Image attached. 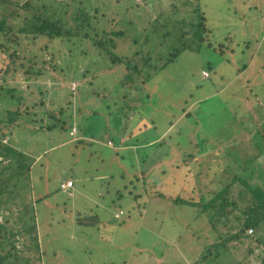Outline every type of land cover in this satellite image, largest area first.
I'll return each mask as SVG.
<instances>
[{
	"label": "rangeland",
	"instance_id": "374dc122",
	"mask_svg": "<svg viewBox=\"0 0 264 264\" xmlns=\"http://www.w3.org/2000/svg\"><path fill=\"white\" fill-rule=\"evenodd\" d=\"M18 1L24 3L26 0ZM173 1L176 3L175 0L94 1L99 8L96 20L99 21L101 17L99 27L106 26L111 32L124 31L125 35H113V41L109 44L112 53L121 59L118 63L113 61L114 55L99 53V49L88 39L72 37L51 41L43 37H20L18 50L26 56L17 62L27 68L32 67L27 81L23 79L25 69L21 68L18 76L22 94L27 97L29 105L45 103L50 111L67 107V111L69 109L79 122L78 126L82 127L81 131L88 127L84 136L86 143L81 145L69 139L67 131L62 135L57 131L31 134L22 128H12L17 139L15 143L12 138L13 145L35 158L33 172L43 176L44 189L30 197L33 200L44 198L42 205L60 212L51 219L38 221L37 236L41 252L48 250L43 253V264H61L62 258L65 264H162L178 261L174 251L165 252L160 238L170 242L172 249L178 253L182 252L181 264H193L204 255L203 250L207 246L238 230L233 224V228L225 224L227 216L219 214L218 221L210 220L205 214L195 215L196 207L179 205L176 211V204L173 212L177 215L180 212L181 216L173 217L177 219V226L171 227L172 224L168 223L169 229L166 230L167 225L162 227L155 224L161 218H153V213L160 204L165 210L169 207L170 211V203L167 206L164 202L163 205L159 200H153L148 205L146 211L149 219H146V215L139 216L134 209L124 214L122 210H117L115 216L121 213L118 220L126 218V224L116 228L112 214L116 208L110 206V199H107L109 190L114 188L113 180L124 171L123 178L133 173L135 169L131 165L136 163L139 150L151 151L149 146L136 150V143L130 146L132 150L120 146L127 141L119 123L123 119L120 107L125 103L130 108H137L138 112L132 110L134 114L142 112L144 118L141 122L148 124L146 129L133 132L135 142L151 144L169 133L166 140L172 145L170 155L154 165L152 173L158 178L159 186H163L166 183L164 179L183 163H189L191 170L192 166L197 168H194L196 173L190 177L192 181L189 185L197 184V189L202 192L209 189L204 187V179L211 176L219 180L225 169H231L250 184L264 188V125L259 120L264 113L255 107L258 102L259 109L264 110V13L260 11L264 8L247 11L240 0H199L206 10L209 24L213 26L214 40L217 41L215 49L208 46L201 52L184 51L175 60L164 63L167 55H171L172 41L176 39H163L157 35L151 29L152 21L160 12L174 19L197 20L193 13L183 8L169 7ZM178 1L177 4L180 1L188 2ZM253 1L261 4L263 0ZM193 3L196 4V1ZM7 7L6 10L0 3V18L8 11L25 12L21 6L14 4ZM93 9L91 12H96ZM230 32H236L238 39H246L250 43L243 59L248 64L243 70V64L237 63L238 57L232 44L230 47L226 45L230 41H223V36ZM137 35H141L139 42L135 41ZM221 43L225 45L223 48L220 47ZM222 50H225V54ZM8 54L9 51L5 53L0 49V62L3 59L7 61ZM251 54L253 57L248 60ZM148 56H152L153 60L149 66L141 63ZM124 63L131 66L126 67ZM135 65L142 74L136 73ZM37 71L40 73L36 74ZM127 72L133 80L127 77ZM147 73H153L148 84L143 82ZM141 96L143 99L139 102ZM2 109L0 118L4 117ZM18 123L23 124L24 119L20 118ZM47 123L48 120L43 122L44 127ZM3 128L8 131L7 127ZM243 131H247L246 138L242 137ZM90 140L92 144H89ZM257 141L259 149L255 145ZM250 154L255 156V160L250 157L252 160L249 164L244 159ZM218 164L219 168L215 167V172L209 173L208 167ZM163 168L167 172L162 178ZM197 170L201 173L197 174ZM37 177L33 179H41ZM68 180L73 181L72 186H66ZM180 182H185L182 175L169 177L167 184L175 189L172 196H177V191H180ZM59 183L62 188L55 193L54 189ZM150 184L148 181L147 187L154 192ZM228 189L230 193L225 196L237 200V208L241 211L245 205L240 194L244 193V185L237 182ZM138 193L142 191L138 190ZM250 194L245 195V200L249 199ZM212 195L209 191L207 198ZM58 202L60 206H57ZM132 205H136L135 202ZM75 209L83 212L80 216L83 220L86 217L94 220L96 216L99 217L104 223L101 231L85 226L82 230L78 226H67L58 231L57 227L66 226L69 222L75 224ZM227 209L232 210V205ZM3 212L10 217L11 213ZM135 217L153 226H146L144 221L138 222ZM4 220L5 217L0 216V222ZM182 220L185 221L184 226ZM112 228H115L114 231ZM77 231H80L85 242H76ZM179 232L184 235L181 239L177 237ZM248 233L252 234L250 229ZM199 235L200 239L197 238ZM45 242L46 245L51 242V246L46 248ZM235 242L239 243L237 240ZM257 244V241L254 242V245ZM9 249L10 245L6 251L1 246L0 253L5 255ZM244 249H239L241 252L235 259H242L247 264H264L263 245H257L254 253L246 259H243ZM229 251L232 254L236 252L234 249ZM14 252L29 257L32 253L36 254L23 247L22 239L16 242ZM169 256L173 262L168 259Z\"/></svg>",
	"mask_w": 264,
	"mask_h": 264
},
{
	"label": "trees",
	"instance_id": "16d2710c",
	"mask_svg": "<svg viewBox=\"0 0 264 264\" xmlns=\"http://www.w3.org/2000/svg\"><path fill=\"white\" fill-rule=\"evenodd\" d=\"M94 1L95 0H26L23 3L18 0H0V3L6 10L8 9L7 6L10 4L21 6L25 10L24 13H20L16 10L8 11L0 18V49L5 53L9 51L7 61L3 59L2 62H0V108H3L2 114H4V117L0 118V216L5 217L4 222H0V248L2 246L6 251L10 245V249L5 255L0 253V264H43V253H47L48 250L41 252L39 238L37 236L38 221L40 222L51 219L56 213H60L56 208L50 210L45 207V205H42L44 198L33 200L30 197L31 194L41 193L42 189H44L45 185L42 184L43 176L42 174L37 175L33 172V165L36 163L34 161L35 158L29 154H25L22 148L19 149L13 145L12 138L15 143L17 141L14 136V131L12 133V130L14 129L13 126L25 129L31 134H34L35 132L46 133L48 131H57L62 135L64 131H67L69 133V139L75 141L78 145L86 143L87 138L84 136L88 129V127L85 126L84 131H81L82 127L78 126L79 122L75 120L76 117L72 116L69 109L67 111V107H61L59 110L54 109L53 111H50L44 105L45 103H33L29 105L27 97L25 98L24 94H22L23 90L19 84L20 80L18 79V76L20 73L19 70L21 68L25 69V76L23 79L24 81H27L30 78L28 74L32 72L30 71L32 67L27 68L23 63L17 62L18 59H24L26 56L21 55L18 50L21 45L20 37H30L32 39L43 37L44 39L46 38L51 41H54L55 39L67 40L72 37H78L90 40L99 49V53L104 52V54L109 56L114 55L109 48V44L113 41V35H125L124 31L120 30L111 32L107 30L106 26L100 28L98 22L101 20V17L99 21L96 20L99 8L96 7ZM175 1L176 3H174V1L171 2L169 7L173 5L174 8H183L184 10L193 13L197 17V20H187L186 18L174 19L171 15H166L160 12L152 21L153 23L151 26L154 28L151 27V29L157 35L163 39L166 37H175L176 39L172 41L173 46L171 49V55H167V61L164 63L175 60L178 56H181L184 51L201 52L208 46L213 47L212 49L214 50L215 42H217L214 40L213 26L209 24L206 10L199 0H187V3L180 1L179 4H177L179 2L178 0ZM195 1L196 4L193 3ZM263 1L259 4L253 0H240L247 11H258L259 8H264ZM92 7L95 8L93 9ZM91 9L96 12L92 13ZM260 11L264 13V9ZM102 17H104V15H102ZM235 34L236 32L226 33L223 36V41H230V43L226 45L230 47V44H232L234 47L233 50L238 57L237 63L243 64L241 67L243 70L248 64L244 63L243 59H245V52L249 49L250 43H248V40L246 39L245 41L242 38L238 39V35ZM140 37L141 35H137L135 41L139 42ZM221 46L223 48L225 45L221 43L220 47ZM222 52L225 54V50H222ZM252 57L253 55L251 54L248 60H251ZM112 59L116 63L121 60L120 57L115 55ZM152 62V56H148L141 63L149 66ZM125 66L128 67L131 65L125 64ZM133 67H135L137 74H142V72L139 71L141 69H137L139 67L136 65ZM39 73L40 71L36 72V74ZM126 74H128V72ZM147 75L148 76H144L143 78V82L146 84H148L153 78V73H147ZM127 77H129L130 80L134 79L131 77V74H128ZM133 83L134 81H132V84ZM94 90L97 92L96 88H94ZM142 99L143 97L141 96L138 101L142 102ZM120 108L121 118L123 117V119H121L122 121L120 120L119 122L120 127H122L121 133L127 140L125 144L120 146L130 149V146H134V143H136V150L138 148H146L149 146L148 149L151 151L147 153L143 150H139V152H137L136 163L131 165V168L135 169L132 170L133 173H130L126 178H123L126 173V171H124L120 177H116V180L115 178L113 180L114 188L109 190L107 199H110L109 205L115 206L116 208L112 213L116 220V228L117 226L121 228V226L123 227L126 224V218L118 220L120 218L118 217L121 214L120 212L118 216H115L117 210H122V214H124L125 211L130 213L131 209H134L139 213V216L144 217L146 215V219H149L147 209L148 205H150L153 200H159L160 203L163 202V205L165 202L167 206L168 203H170V211H168L169 207L168 210H165L160 204L153 213V218H161L160 221L155 224L162 227L167 225L166 230L169 229L168 223L172 224L171 227L177 226V219L173 217L181 216L180 212L178 213L179 216L175 211L173 212L175 204L176 211L178 210L179 205L190 208L196 207L195 215L205 214L210 220L215 221L219 220L220 215L222 217L227 216V220L224 221L225 224L230 225V227L231 224H233L238 230L234 233H230L228 236L222 238V240L207 246L203 250L204 255L197 261L193 262V264H247L242 259L238 260L235 259V257L236 255L238 256L239 249L245 248V244H247V248L243 250L245 253L243 254V259H246L250 254H253L254 248H256L257 245L264 246V188L261 185L250 184L247 180H244V178H241L239 175L231 171V169H225L219 180L212 179L211 176L205 178L204 187L209 189H203L202 192L197 189V184H194L191 187L189 185L192 181L190 177H193V173H196L197 168L192 166L191 170L189 163H183L176 172L169 175L170 178L182 175V178L185 180L183 183L180 182V191L178 192L176 190L177 196H172L171 194H173L172 192H174L175 189H172L174 186L170 187L167 184L169 177L164 179L166 180V183L164 182L162 184L163 186H159L160 183L158 178L155 175H152L155 170L154 165L161 163L170 155L169 150L172 148V145L166 140L169 133L161 138L158 136L160 139L154 143L140 145V143L135 142L133 139V132L137 129L142 130L147 128V122H141L142 118H144V114L142 112L134 114L132 110H137V108H130L127 103ZM259 110L264 113L262 108ZM20 118L24 119L23 124L18 123ZM249 119H251V117H249ZM45 120H48L47 126H45L48 130L45 129L43 125ZM259 120L264 125V115H261ZM132 121L135 123H132ZM39 123L40 126L36 127ZM31 124L34 126L31 127ZM152 124L154 123L152 122ZM3 127H7L8 131L4 130ZM243 132L244 134L242 137L246 138L248 135L247 131ZM9 135L11 136L7 140L6 138H8L7 136ZM92 143L93 141L90 140L89 144ZM255 145L258 149L260 148L258 141ZM236 157L238 156L236 155ZM245 157L247 158L244 160L249 164L252 160L250 157H254L255 160V156L252 154L246 155ZM235 159L236 161L239 160V158ZM38 163H42V161H38ZM219 166V164L216 166H209V173L215 172V167L219 168ZM138 169H140V173L138 172ZM166 172V168H163L162 178ZM200 173L201 172L197 170V174ZM33 177L41 179L35 180ZM123 181L125 182L124 185ZM148 181L152 184L154 192L148 189ZM237 182L243 184L245 188V190H243L244 193H240L241 196L243 195L242 203L245 204L241 211L237 208V200H230L229 197L225 196L230 193L228 188ZM175 184H178V182ZM218 185H221L222 187H218ZM60 188L62 187L59 183L57 188L54 189V192L57 193L60 191ZM126 190L127 192H125ZM138 190H141L142 193H138ZM209 191L213 193V195L207 198V193ZM246 192L251 193L247 200H245ZM134 202L136 205H132ZM246 202H249V204H246ZM230 205H232V210L227 209ZM57 206H60L59 202ZM69 206H71V204H69ZM43 207L47 211L44 210ZM5 210L11 213L9 214L10 217H6L8 213H4L3 211ZM75 213V224L69 222L66 226L57 227L58 231L67 226H78L81 230L83 229V226L94 227L100 230L104 224L97 216L95 217V220L90 217H86L87 219L83 220V218L80 217L83 214L82 211L76 210ZM182 213L184 214V211H182ZM166 217L167 219H165ZM135 219H137L138 222L144 221L142 218L135 217ZM181 222L183 223L182 226H184L185 221L182 220ZM144 224L149 227L153 226L152 223L147 224L145 221ZM248 229H252V234L248 233ZM76 233V242H85L80 236V231H77ZM183 236L184 235L179 232V236L177 237L181 239ZM200 237V235L197 236L198 239H200ZM21 239L23 247L36 253H32V259L28 255L14 252L16 250V242ZM160 239L162 240L163 247L166 249L165 252L168 253V251H174V254L179 259L176 262L181 264V262H183L182 252L178 253L172 249L173 245L170 242L164 241L163 238ZM235 240L239 241V243H234ZM256 241L259 244L254 245V242ZM50 246L51 242L47 243L46 248H49ZM229 249H234L237 254L236 252L232 254ZM206 252L208 253L206 254ZM232 255H234V258ZM168 259H170V261L172 260L171 262L174 261L170 256ZM176 262L162 264H177ZM53 264H55V262ZM61 264H65L63 258L61 259Z\"/></svg>",
	"mask_w": 264,
	"mask_h": 264
},
{
	"label": "built area",
	"instance_id": "2783aa9c",
	"mask_svg": "<svg viewBox=\"0 0 264 264\" xmlns=\"http://www.w3.org/2000/svg\"><path fill=\"white\" fill-rule=\"evenodd\" d=\"M72 185H73V181L72 180H68L66 186H72ZM250 230L252 231V229H250Z\"/></svg>",
	"mask_w": 264,
	"mask_h": 264
},
{
	"label": "crops",
	"instance_id": "0c3cea01",
	"mask_svg": "<svg viewBox=\"0 0 264 264\" xmlns=\"http://www.w3.org/2000/svg\"><path fill=\"white\" fill-rule=\"evenodd\" d=\"M256 101H257V97H256ZM258 101H259V99H258ZM255 107H257V110H259V106H258V102H257V104H255Z\"/></svg>",
	"mask_w": 264,
	"mask_h": 264
}]
</instances>
